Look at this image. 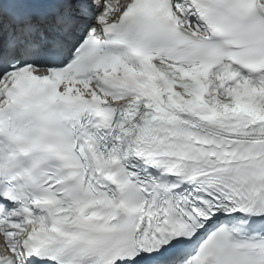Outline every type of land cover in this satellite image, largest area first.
Masks as SVG:
<instances>
[{
    "label": "snow or ice",
    "instance_id": "1",
    "mask_svg": "<svg viewBox=\"0 0 264 264\" xmlns=\"http://www.w3.org/2000/svg\"><path fill=\"white\" fill-rule=\"evenodd\" d=\"M0 264H264V0H0Z\"/></svg>",
    "mask_w": 264,
    "mask_h": 264
}]
</instances>
